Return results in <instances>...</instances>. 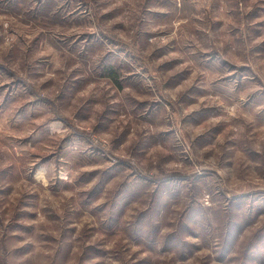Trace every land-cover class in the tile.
I'll return each instance as SVG.
<instances>
[{
	"label": "rangeland",
	"instance_id": "1",
	"mask_svg": "<svg viewBox=\"0 0 264 264\" xmlns=\"http://www.w3.org/2000/svg\"><path fill=\"white\" fill-rule=\"evenodd\" d=\"M0 264H264V0H0Z\"/></svg>",
	"mask_w": 264,
	"mask_h": 264
},
{
	"label": "clouds",
	"instance_id": "2",
	"mask_svg": "<svg viewBox=\"0 0 264 264\" xmlns=\"http://www.w3.org/2000/svg\"><path fill=\"white\" fill-rule=\"evenodd\" d=\"M191 111H192V108L189 107V108L187 109V112H191ZM187 112H185V114H187ZM200 130H201V129H197V131H200ZM62 179H67V177L64 176V177H62ZM44 183H45V185H47V181H45Z\"/></svg>",
	"mask_w": 264,
	"mask_h": 264
}]
</instances>
